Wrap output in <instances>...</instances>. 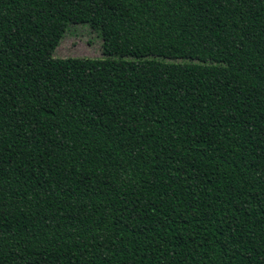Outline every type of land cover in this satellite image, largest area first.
Segmentation results:
<instances>
[{
  "label": "trees",
  "instance_id": "trees-1",
  "mask_svg": "<svg viewBox=\"0 0 264 264\" xmlns=\"http://www.w3.org/2000/svg\"><path fill=\"white\" fill-rule=\"evenodd\" d=\"M0 264H264V0H0Z\"/></svg>",
  "mask_w": 264,
  "mask_h": 264
},
{
  "label": "rangeland",
  "instance_id": "rangeland-1",
  "mask_svg": "<svg viewBox=\"0 0 264 264\" xmlns=\"http://www.w3.org/2000/svg\"><path fill=\"white\" fill-rule=\"evenodd\" d=\"M100 37L86 25H70L55 48V58H100Z\"/></svg>",
  "mask_w": 264,
  "mask_h": 264
}]
</instances>
